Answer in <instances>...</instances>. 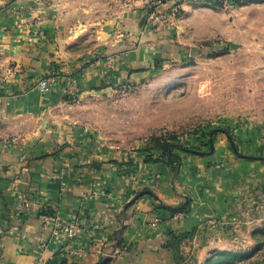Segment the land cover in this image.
<instances>
[{"label": "crops", "instance_id": "obj_1", "mask_svg": "<svg viewBox=\"0 0 264 264\" xmlns=\"http://www.w3.org/2000/svg\"><path fill=\"white\" fill-rule=\"evenodd\" d=\"M123 1L0 0V264H69L68 250L79 247L89 251L84 264H101L122 244L107 264H184L187 256L199 264L200 253L258 249L264 149L243 152L221 132L209 152L180 153L174 174L156 151L115 150L82 122L83 107L68 104L78 94L67 86L98 90L116 67L134 64L130 45L149 44L140 36L150 10ZM166 8L158 13L170 15ZM53 73L57 84L42 92L39 82ZM185 202L187 213L161 208ZM44 213L77 216L83 233L73 242L54 235Z\"/></svg>", "mask_w": 264, "mask_h": 264}, {"label": "rangeland", "instance_id": "obj_2", "mask_svg": "<svg viewBox=\"0 0 264 264\" xmlns=\"http://www.w3.org/2000/svg\"><path fill=\"white\" fill-rule=\"evenodd\" d=\"M132 1L124 0L122 5L129 8ZM187 5L191 10L175 15L149 12L150 30L140 36L148 35L149 44L130 45L134 64L116 67L115 76L90 93L67 86L68 95L78 94L68 104L83 107L82 122L115 150L143 151L153 138H175L174 143L207 153L211 132L225 129L243 152H260L264 149V1ZM196 9L203 11L192 14ZM231 43L238 48H231ZM248 133L253 138L245 139ZM255 237L260 252L248 259H232V264H264V230ZM199 255L203 256H196L199 264H207L206 253ZM183 260L194 264L193 257Z\"/></svg>", "mask_w": 264, "mask_h": 264}, {"label": "built area", "instance_id": "obj_3", "mask_svg": "<svg viewBox=\"0 0 264 264\" xmlns=\"http://www.w3.org/2000/svg\"><path fill=\"white\" fill-rule=\"evenodd\" d=\"M237 0H134L131 2L129 7H133L138 2L142 5V7H145L150 10L153 15L156 14V11L158 12L160 8H168V10H171L172 14L180 13V11L183 9V5L185 4H197V5H204L206 6H215V4H220L221 6H228ZM166 8V9H167ZM58 82V79L56 77H47L43 78L39 82V87L42 92L48 93L51 91L52 87L56 85ZM93 195H84L83 200L88 201L91 200ZM29 201L27 199V196L24 195L21 200V212L25 209L26 206H28ZM41 222L44 227L52 226L54 227V235L61 236L63 235L65 238L70 240L69 242L76 241L78 237L83 233V229L80 226V223L78 222V217L73 216L70 218H64L59 215L55 214H46L42 215ZM98 222V220L96 221ZM160 218L157 216H153L151 220L149 221V226L153 229L160 228ZM96 229L99 227L96 225ZM96 239L98 237L96 236ZM100 243L103 245L102 240H99ZM106 243V242H105ZM127 250V245L122 244L119 249H115L110 254H108L107 257L112 258H118L119 254ZM89 255V251L86 250L84 247L79 248H72L68 250V259L69 264H84V261L87 259ZM106 257V258H107Z\"/></svg>", "mask_w": 264, "mask_h": 264}, {"label": "trees", "instance_id": "obj_4", "mask_svg": "<svg viewBox=\"0 0 264 264\" xmlns=\"http://www.w3.org/2000/svg\"><path fill=\"white\" fill-rule=\"evenodd\" d=\"M215 6H221L220 4H215ZM69 100V99H68ZM217 132H222L224 133L231 143L233 144L234 148L235 143L232 135L229 133V131L225 129H215L213 132H211V139L208 142V145H210V148H212L213 145V135H215ZM175 138L171 140L168 139H160V138H153L151 141V145L146 148L148 152H153V151H158L159 152V158L158 160L160 162H163L167 164V166L170 168L171 172L176 174L181 165V156L180 152H177V150L183 152V153H193V154H203V152H200L195 149H191L188 147H184L183 145L179 143H174ZM189 206L190 204L188 202H185L184 204H180L176 207H170V206H162V209H166L172 213H187L189 211ZM171 234V239L172 241H182V239L188 237L189 235H176L175 233H170ZM120 243V242H119ZM118 243V244H119ZM121 244V243H120ZM119 244V245H120ZM258 250L255 249L253 251H250L249 253L246 254H233V253H221V254H216L212 257H210L207 260V264H232L234 263L233 260L235 259H248L253 256L254 252ZM233 259V260H232ZM232 260V261H231ZM68 264V263H65Z\"/></svg>", "mask_w": 264, "mask_h": 264}, {"label": "water", "instance_id": "obj_5", "mask_svg": "<svg viewBox=\"0 0 264 264\" xmlns=\"http://www.w3.org/2000/svg\"><path fill=\"white\" fill-rule=\"evenodd\" d=\"M230 46H231V48H238V45H235V44H233V43H231L230 44ZM145 193H151V192H149V191H146ZM145 193H142V194H145ZM138 199V197L135 199V200H133V201H131L130 203H129V205H131V204H133L136 200ZM111 261V258L110 257H107L101 264H107L108 262H110Z\"/></svg>", "mask_w": 264, "mask_h": 264}]
</instances>
